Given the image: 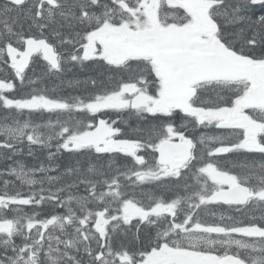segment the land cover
I'll return each instance as SVG.
<instances>
[{"label": "snow or ice", "instance_id": "snow-or-ice-1", "mask_svg": "<svg viewBox=\"0 0 264 264\" xmlns=\"http://www.w3.org/2000/svg\"><path fill=\"white\" fill-rule=\"evenodd\" d=\"M0 163V264H264V0H2Z\"/></svg>", "mask_w": 264, "mask_h": 264}, {"label": "trees", "instance_id": "trees-1", "mask_svg": "<svg viewBox=\"0 0 264 264\" xmlns=\"http://www.w3.org/2000/svg\"><path fill=\"white\" fill-rule=\"evenodd\" d=\"M25 27H27L26 25H25ZM93 73H91V72H84V71H80L79 69H75V70H73V72H70V73H66L65 74V79L67 80V79H72V78H79V79H86L89 75H92ZM49 83V86H52V85H54V84H58L59 83V81L58 80H55V79H53V80H51V81H49L48 82ZM37 156L42 160L43 159V153H37ZM18 159H23V160H25V162L29 165V166H31V165H33V164H35V163H37L38 161L37 160H35V159H33L32 157H27V156H25V157H18ZM45 163H47V161H44ZM10 163V162H9ZM5 165L3 164V163H0V168H3Z\"/></svg>", "mask_w": 264, "mask_h": 264}, {"label": "flooded vegetation", "instance_id": "flooded-vegetation-1", "mask_svg": "<svg viewBox=\"0 0 264 264\" xmlns=\"http://www.w3.org/2000/svg\"><path fill=\"white\" fill-rule=\"evenodd\" d=\"M0 2H2V0H0Z\"/></svg>", "mask_w": 264, "mask_h": 264}]
</instances>
